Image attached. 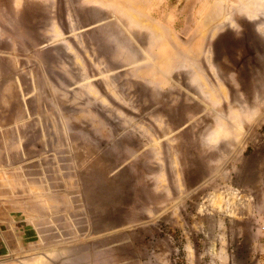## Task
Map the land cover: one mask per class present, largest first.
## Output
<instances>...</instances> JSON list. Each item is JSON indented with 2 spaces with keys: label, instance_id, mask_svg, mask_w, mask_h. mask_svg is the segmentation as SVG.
<instances>
[{
  "label": "rangeland",
  "instance_id": "rangeland-1",
  "mask_svg": "<svg viewBox=\"0 0 264 264\" xmlns=\"http://www.w3.org/2000/svg\"><path fill=\"white\" fill-rule=\"evenodd\" d=\"M38 261L264 264V0H0V264Z\"/></svg>",
  "mask_w": 264,
  "mask_h": 264
},
{
  "label": "crops",
  "instance_id": "crops-1",
  "mask_svg": "<svg viewBox=\"0 0 264 264\" xmlns=\"http://www.w3.org/2000/svg\"><path fill=\"white\" fill-rule=\"evenodd\" d=\"M12 184H16V186L15 185H13L15 188H16V190H17V192H19L18 191V189L17 188H20L19 187V185H17L18 183H14V182H12ZM11 187H12V185H11ZM18 197H20V195H18ZM33 199H31V200H20L18 203L21 205V208H22V210L23 209H25L26 208V205L27 204H30L31 206H33V205H38L40 202L39 201H36L35 199H34V197H32ZM43 262V261H42ZM40 262L38 261L37 262V264H39Z\"/></svg>",
  "mask_w": 264,
  "mask_h": 264
}]
</instances>
